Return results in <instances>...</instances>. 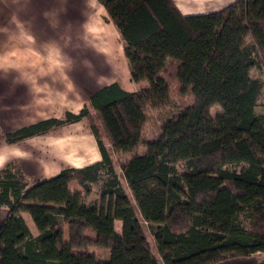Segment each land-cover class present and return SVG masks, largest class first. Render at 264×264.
<instances>
[{
	"label": "trees",
	"instance_id": "1",
	"mask_svg": "<svg viewBox=\"0 0 264 264\" xmlns=\"http://www.w3.org/2000/svg\"><path fill=\"white\" fill-rule=\"evenodd\" d=\"M98 2L118 30L131 78L140 86L129 92L111 83L88 97L110 148L127 153L143 143L146 109L169 101L167 61H176L174 76L193 102L162 123L159 135L144 142V153L121 165L135 207L86 105L2 132L6 143H15L86 119L101 160L31 183L15 161L0 167V206L6 208L0 264H160L157 255L162 264H213L264 254V118L255 113L262 82L250 75L264 54V0H235L196 15L181 14L172 0ZM215 104L220 111L213 116ZM241 162L246 166L239 171L222 168ZM99 181V198L89 204L90 184ZM72 182L83 193L72 191ZM91 246L106 248L108 259L90 253Z\"/></svg>",
	"mask_w": 264,
	"mask_h": 264
},
{
	"label": "crops",
	"instance_id": "2",
	"mask_svg": "<svg viewBox=\"0 0 264 264\" xmlns=\"http://www.w3.org/2000/svg\"><path fill=\"white\" fill-rule=\"evenodd\" d=\"M172 1L181 14L196 15L218 11L235 0ZM111 83L129 92L140 87L131 78L119 32L98 0H0L1 131L61 118L66 111L77 113L84 105L92 111L90 94ZM11 160L27 176L46 179L62 168L100 161L101 155L82 119L15 143H6L0 134V167ZM37 168L55 171L39 176ZM69 187L83 193L76 182ZM114 229L121 233V220L114 221ZM148 239L151 243V235ZM213 264H264V254Z\"/></svg>",
	"mask_w": 264,
	"mask_h": 264
},
{
	"label": "rangeland",
	"instance_id": "3",
	"mask_svg": "<svg viewBox=\"0 0 264 264\" xmlns=\"http://www.w3.org/2000/svg\"><path fill=\"white\" fill-rule=\"evenodd\" d=\"M258 60H259V66H255L253 68H251L250 70V75L253 78H257L258 80H260L262 82V89H261V93L258 97L256 106H255V113L258 115H261L264 118V54L263 53H259L258 55ZM176 65V61L172 60V61H167V67L165 69V71L163 72V76L169 86V101L168 103L160 108H147L145 111L146 114V118H145V122L143 124L142 127V139H143V143L138 145L133 151L131 152H127V153H116L114 152L103 132L102 129L100 127L99 121L97 119L96 114L92 111H90V118H91V124L94 125L99 133V136L101 139H103V142L105 143L106 147L109 149V153L112 159V164L114 166V170L115 173L119 179L120 185L122 187V189L124 190L125 194L128 196V198L131 200L133 206L135 207L136 204L133 200V197L129 191V188L125 182V179L123 177L122 174V170H121V165L123 164V162L129 160L131 157H133L134 155H138V154H142L146 151V145L144 144L145 141L147 140H151L152 138H155L159 135L160 132V127L162 125V123L168 119L174 118L176 117V115L182 110L184 109L186 106L190 105L193 102V96L189 91H185V92H181L180 90V85L177 82L175 76H174V70H175V66ZM220 111V106L219 105H213L210 108V113L211 115H215ZM63 117V116H62ZM61 117V118H62ZM85 122L87 123V125L90 127L89 122L86 119ZM53 130V129H52ZM3 131L0 130V134ZM54 132V131H52ZM246 166V163H238V164H225L222 168L223 169H227V170H235V171H239L242 168H244ZM39 171V176H48L50 174H52L55 171V168H37ZM178 170L179 172L183 171V168L181 167V165L178 166ZM38 177V175H34L33 173H29L28 174V179L31 182H33L34 180H36V178ZM99 187H100V181L96 182V183H92L90 184V188H91V192L88 194L87 198L85 199L86 201L89 200V204L94 203L93 200H95L97 198H99ZM71 190L73 189L72 187L70 188ZM73 191V190H72ZM223 193L225 196V199L227 201V204L229 206V209H231V204H230V200H229V193L227 192V190L225 188H223ZM136 209V208H135ZM6 212V208L4 206H0V221L3 218V216L5 215ZM23 217H25V220H27V225L32 228L35 229L29 215L27 213L22 214ZM137 216L140 218L139 213L137 212ZM242 223L244 225H247V222L242 219ZM141 225L143 230L145 231V233L147 234L148 238H149V232L146 226V223L141 221ZM36 230V229H35ZM87 234L89 236H94L95 233L94 231H92L91 229L87 230ZM67 237L66 233H65V238ZM88 251L90 253H93L96 255L97 258L99 259H108V250L106 248L100 247V246H91L88 248ZM151 251L152 253H157L156 249H155V245L154 242L151 241ZM158 259H159V263L162 264L160 257L157 255Z\"/></svg>",
	"mask_w": 264,
	"mask_h": 264
},
{
	"label": "snow or ice",
	"instance_id": "4",
	"mask_svg": "<svg viewBox=\"0 0 264 264\" xmlns=\"http://www.w3.org/2000/svg\"><path fill=\"white\" fill-rule=\"evenodd\" d=\"M2 88H3V86H2V85H0V91H2Z\"/></svg>",
	"mask_w": 264,
	"mask_h": 264
}]
</instances>
